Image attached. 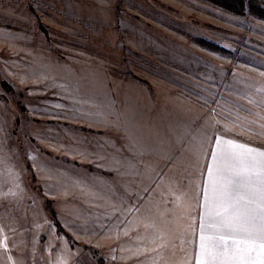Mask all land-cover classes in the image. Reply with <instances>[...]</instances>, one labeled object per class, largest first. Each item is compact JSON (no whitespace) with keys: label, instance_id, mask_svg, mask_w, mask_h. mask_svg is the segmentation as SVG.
<instances>
[{"label":"rangeland","instance_id":"rangeland-1","mask_svg":"<svg viewBox=\"0 0 264 264\" xmlns=\"http://www.w3.org/2000/svg\"><path fill=\"white\" fill-rule=\"evenodd\" d=\"M217 136L264 150V0H0V264H193Z\"/></svg>","mask_w":264,"mask_h":264},{"label":"snow or ice","instance_id":"snow-or-ice-1","mask_svg":"<svg viewBox=\"0 0 264 264\" xmlns=\"http://www.w3.org/2000/svg\"><path fill=\"white\" fill-rule=\"evenodd\" d=\"M214 143L198 193L195 262L264 264V150L222 136Z\"/></svg>","mask_w":264,"mask_h":264},{"label":"trees","instance_id":"trees-1","mask_svg":"<svg viewBox=\"0 0 264 264\" xmlns=\"http://www.w3.org/2000/svg\"><path fill=\"white\" fill-rule=\"evenodd\" d=\"M54 225L56 226V228L58 229V231H60L61 233H63V229L61 228L60 224L54 220Z\"/></svg>","mask_w":264,"mask_h":264},{"label":"crops","instance_id":"crops-1","mask_svg":"<svg viewBox=\"0 0 264 264\" xmlns=\"http://www.w3.org/2000/svg\"><path fill=\"white\" fill-rule=\"evenodd\" d=\"M193 264H196V262H195V257H194V259H193Z\"/></svg>","mask_w":264,"mask_h":264}]
</instances>
